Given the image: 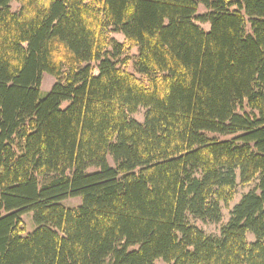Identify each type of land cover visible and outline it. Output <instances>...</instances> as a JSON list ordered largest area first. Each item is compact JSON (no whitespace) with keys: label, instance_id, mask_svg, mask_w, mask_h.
<instances>
[{"label":"trees","instance_id":"16d2710c","mask_svg":"<svg viewBox=\"0 0 264 264\" xmlns=\"http://www.w3.org/2000/svg\"><path fill=\"white\" fill-rule=\"evenodd\" d=\"M157 259L264 264V0H0V264Z\"/></svg>","mask_w":264,"mask_h":264},{"label":"rangeland","instance_id":"374dc122","mask_svg":"<svg viewBox=\"0 0 264 264\" xmlns=\"http://www.w3.org/2000/svg\"><path fill=\"white\" fill-rule=\"evenodd\" d=\"M18 8V4L13 2L11 3V9L16 10ZM206 10L204 6L199 5L198 6V11L197 15H200L204 13ZM196 24H198L200 27H202L205 30L209 29V23H201L199 21H196ZM111 36L118 42H124V37L120 33H111ZM137 54V49L133 47L129 51V58L127 59V70L134 74L137 78L143 79L141 75L136 73L135 68H134V60L135 56ZM55 83V78L49 74H43L42 79H41V84H40V94L43 97L46 95L47 92L51 89L52 85ZM144 113L145 109L139 108L136 113L132 114L131 117L137 120L138 122H143L144 120ZM221 139H229V137H219ZM256 182L250 183L248 185H240L239 180L237 179V188H236V193L233 198V200L229 203L228 207H223L222 208V218L218 223H213V222H204L199 219H192L190 218L191 224L205 232L206 234L209 235H218L220 233V230L223 225L226 224V222L229 219L230 216V211L233 208L235 204L239 202L241 197L246 194L248 191H250L252 188H254ZM81 202L80 198H67L63 200L61 203L63 206L68 207V208H74L77 207ZM21 219L23 221V224L25 226V234L31 233L35 229L34 221L32 219V214L31 213H24L21 216ZM249 239H252V235H248ZM154 264H167L164 261L157 259Z\"/></svg>","mask_w":264,"mask_h":264}]
</instances>
